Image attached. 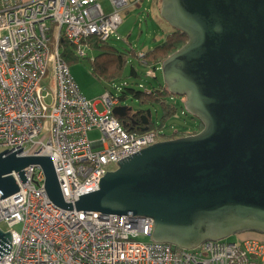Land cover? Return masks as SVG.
Wrapping results in <instances>:
<instances>
[{
	"label": "built area",
	"instance_id": "2783aa9c",
	"mask_svg": "<svg viewBox=\"0 0 264 264\" xmlns=\"http://www.w3.org/2000/svg\"><path fill=\"white\" fill-rule=\"evenodd\" d=\"M140 1L110 0L106 10L99 0H0V151L23 146L19 155H50L66 201L98 189L118 159L179 130L151 122L146 130L128 129L113 112L125 97L109 90L97 100L86 96L63 55V41L79 58L94 40L108 41L122 10ZM180 96L169 99L184 102ZM92 130L99 136L91 138ZM24 171L28 179L13 172L19 189L0 198V221L10 228L0 227L12 233L1 264H264L263 238L237 233L193 248L141 240L152 235V217L60 207L47 194L43 168Z\"/></svg>",
	"mask_w": 264,
	"mask_h": 264
},
{
	"label": "water",
	"instance_id": "95a60500",
	"mask_svg": "<svg viewBox=\"0 0 264 264\" xmlns=\"http://www.w3.org/2000/svg\"><path fill=\"white\" fill-rule=\"evenodd\" d=\"M160 13L188 40L161 62L171 94L203 127L118 159L99 188L66 201L50 155L0 151V193H15L24 168L39 164L49 198L68 209L154 219L151 238L185 248L245 230L264 233V0H160ZM149 128L151 109L126 122ZM11 231L0 227V258ZM1 264V263H0Z\"/></svg>",
	"mask_w": 264,
	"mask_h": 264
},
{
	"label": "rangeland",
	"instance_id": "374dc122",
	"mask_svg": "<svg viewBox=\"0 0 264 264\" xmlns=\"http://www.w3.org/2000/svg\"><path fill=\"white\" fill-rule=\"evenodd\" d=\"M106 10H111L110 0H99ZM144 2V0L142 1ZM160 2V1H159ZM149 0L145 3L131 4L129 9L122 10L123 21L118 26L117 30L110 36L108 42L114 45L116 48L126 51L133 49L134 52L127 55V64L122 72L115 79L109 80L103 76H97L93 72L92 57L100 52L98 48L86 47L87 55L75 59L70 64V70L76 79L81 91L88 97L97 100L101 98L104 91L109 90L114 94H120L127 87H134L137 89H147L151 87H159V84L164 83L163 71L161 64L154 68V65L147 64L143 57L138 55L139 51H147L157 44L160 36L163 34L161 23H168L160 13V10L156 13L153 8L148 10ZM161 4V2H160ZM147 5V6H145ZM147 8V9H146ZM161 20V21H160ZM173 27V26H171ZM132 66L138 71V76L131 74ZM180 96V95H179ZM182 100H185V96H180ZM169 99V96H168ZM180 101V99H178ZM123 105L131 106L133 111L140 108L151 109V126L163 125L166 131H173L176 129H187L189 133L199 130L200 120L194 116L184 105V102L180 101L177 106V111L162 124L163 108L160 104L146 103L142 104L138 99L134 98L131 94L126 96L123 101ZM99 111L105 109L101 102L96 104ZM49 128L47 121L44 123L43 131ZM98 130L90 131L91 138L99 136ZM175 133L172 137L179 136ZM187 134V133H186ZM171 138V137H169ZM3 147L0 146V150ZM115 164H111V168H115ZM0 225L9 229L10 226L4 221H0ZM22 223H16L13 225L17 231H22ZM237 234H232L227 238L234 240ZM141 240H150L151 236H139Z\"/></svg>",
	"mask_w": 264,
	"mask_h": 264
},
{
	"label": "trees",
	"instance_id": "16d2710c",
	"mask_svg": "<svg viewBox=\"0 0 264 264\" xmlns=\"http://www.w3.org/2000/svg\"><path fill=\"white\" fill-rule=\"evenodd\" d=\"M187 40L188 36L185 32L174 29V31L167 34L163 41L145 51L143 59L147 64L154 65V68H156L164 58L180 48ZM63 45V55L69 64L75 59H79L67 41H63ZM93 46L100 50L94 58H91L93 72L97 76H103L109 80H113L118 75L122 74L127 64V55L134 52L133 49L122 51L114 45H111L108 41L97 42V40H94ZM131 74L138 76V71L133 66L131 68ZM129 94L138 99L142 104H160L163 108L162 124L168 119V117L172 116L177 111V106L180 103L179 100L168 99V96L172 94L165 83L159 84V87H151L144 90L127 87L119 94V96L124 98ZM136 111L139 114L146 113L145 108H140ZM126 127L129 129V126ZM202 127L203 123L200 121V129ZM175 133H177L176 135H183L184 132L179 129Z\"/></svg>",
	"mask_w": 264,
	"mask_h": 264
},
{
	"label": "crops",
	"instance_id": "0c3cea01",
	"mask_svg": "<svg viewBox=\"0 0 264 264\" xmlns=\"http://www.w3.org/2000/svg\"><path fill=\"white\" fill-rule=\"evenodd\" d=\"M142 1H140L138 3H135V4L141 5V4L145 3L146 0H144V2H142ZM159 1L160 0H149V2H150L149 6L145 5V6L148 7L147 11H149L150 8L151 9L153 8V10H155V12L157 13L158 10H160V2ZM130 7H131V4L128 7H126L125 9L127 10ZM161 27H162L164 32H163L162 36H160L161 39H159L157 43L163 41L165 39V37L167 36V34H169L170 32L174 31V28L171 27V25L169 23H165V21H164V23H161ZM240 233L245 235V236H255V237H260V238L264 239V233L263 232L253 231V230H245V231H242Z\"/></svg>",
	"mask_w": 264,
	"mask_h": 264
},
{
	"label": "flooded vegetation",
	"instance_id": "af4514ba",
	"mask_svg": "<svg viewBox=\"0 0 264 264\" xmlns=\"http://www.w3.org/2000/svg\"><path fill=\"white\" fill-rule=\"evenodd\" d=\"M144 113H137V111H129L127 116L125 117L126 122L131 123V121H140L141 116Z\"/></svg>",
	"mask_w": 264,
	"mask_h": 264
}]
</instances>
